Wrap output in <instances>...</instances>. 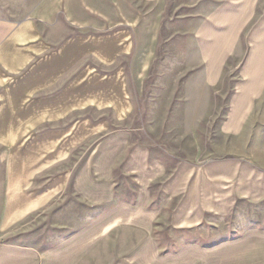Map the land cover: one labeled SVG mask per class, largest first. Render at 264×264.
<instances>
[{"label": "crops", "instance_id": "obj_1", "mask_svg": "<svg viewBox=\"0 0 264 264\" xmlns=\"http://www.w3.org/2000/svg\"><path fill=\"white\" fill-rule=\"evenodd\" d=\"M160 0H0V241L68 208L37 264H264V149L249 128L264 95V0H222L193 30L198 75L234 79L219 155H160L135 139L130 80ZM238 56L235 69L231 62ZM194 94H202L195 91ZM159 153V154H158ZM214 241L173 249L161 229Z\"/></svg>", "mask_w": 264, "mask_h": 264}, {"label": "rangeland", "instance_id": "obj_2", "mask_svg": "<svg viewBox=\"0 0 264 264\" xmlns=\"http://www.w3.org/2000/svg\"><path fill=\"white\" fill-rule=\"evenodd\" d=\"M221 1L160 0L144 22L137 70L141 72L130 80L131 111L125 124L135 139L149 143L155 151L158 146L163 147L167 152L160 155L164 157H214L220 154V144L233 141L218 130L234 79L226 76L221 84L222 94L215 95L213 90L204 88L193 43V30ZM239 58L231 62L230 70L235 69ZM195 91L202 94H194ZM252 119L249 134L258 136L260 151L264 149V95ZM53 210L33 215L0 241V264H37L39 253L58 242L71 224L67 207ZM246 211L248 214L241 216L243 220L256 216L264 225V213L259 214L252 205ZM231 225L226 221L220 229L190 236L161 229L160 242L164 248L173 249L185 240L214 241L215 234L224 233Z\"/></svg>", "mask_w": 264, "mask_h": 264}]
</instances>
